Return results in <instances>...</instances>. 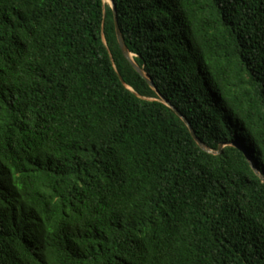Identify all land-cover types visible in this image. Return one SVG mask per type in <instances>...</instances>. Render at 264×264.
I'll return each mask as SVG.
<instances>
[{"label":"trees","instance_id":"obj_1","mask_svg":"<svg viewBox=\"0 0 264 264\" xmlns=\"http://www.w3.org/2000/svg\"><path fill=\"white\" fill-rule=\"evenodd\" d=\"M114 3L155 88L107 0H0V264H264V0Z\"/></svg>","mask_w":264,"mask_h":264},{"label":"water","instance_id":"obj_2","mask_svg":"<svg viewBox=\"0 0 264 264\" xmlns=\"http://www.w3.org/2000/svg\"><path fill=\"white\" fill-rule=\"evenodd\" d=\"M106 1V0H105ZM110 5H111V8L114 12V19H115V26H116V33H117V38H118V41H119V44H120V47H121V50L124 54V56L127 58V60L132 64V66L134 67V69L142 76L144 77L148 83L150 84V86L152 88H155V85L153 83L152 80H150L148 78V76L143 72V70L134 62L133 60V54H131L128 50V47L125 43V40H124V37H123V34H122V31L120 29V26H119V22H118V16H117V12H116V6H115V3H114V0H110ZM122 82L124 83L123 79L121 78ZM164 103L171 107L172 109L175 110V112L185 121V123L188 125V127L190 128V131L193 135V137L195 138V140L197 141L198 145L204 150V151H207V152H210V153H215V154H220L224 145H221L220 146V149L219 151L217 152H213L211 150H209L205 144L200 140L198 139V137L196 136L194 130L192 129L190 123L167 101V100H163ZM235 147L237 148H241L239 145H236L234 144ZM245 155L250 163V165L252 166V168L254 169V171L257 173V175H259L260 177H262V175L260 174V172L257 170L256 166H255V163L254 161L251 159V157L249 156L248 153L245 152ZM263 178V177H262ZM263 182H264V178H263Z\"/></svg>","mask_w":264,"mask_h":264},{"label":"bare ground","instance_id":"obj_3","mask_svg":"<svg viewBox=\"0 0 264 264\" xmlns=\"http://www.w3.org/2000/svg\"><path fill=\"white\" fill-rule=\"evenodd\" d=\"M109 3H110V0H109Z\"/></svg>","mask_w":264,"mask_h":264},{"label":"rangeland","instance_id":"obj_4","mask_svg":"<svg viewBox=\"0 0 264 264\" xmlns=\"http://www.w3.org/2000/svg\"><path fill=\"white\" fill-rule=\"evenodd\" d=\"M109 2V0H107Z\"/></svg>","mask_w":264,"mask_h":264}]
</instances>
